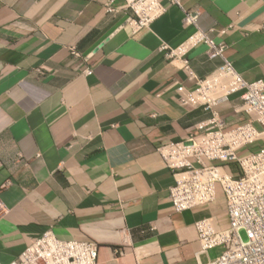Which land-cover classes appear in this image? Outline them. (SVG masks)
I'll use <instances>...</instances> for the list:
<instances>
[{
  "label": "crops",
  "instance_id": "obj_1",
  "mask_svg": "<svg viewBox=\"0 0 264 264\" xmlns=\"http://www.w3.org/2000/svg\"><path fill=\"white\" fill-rule=\"evenodd\" d=\"M181 3L136 31L129 0H0V264L50 230L96 241L98 264L209 262L196 222L228 225L225 195L177 211L158 147L211 114L182 105L178 87L196 80L163 45L186 43L198 29L187 11H199L238 72L264 79V0ZM208 48L187 54L202 79L224 63Z\"/></svg>",
  "mask_w": 264,
  "mask_h": 264
},
{
  "label": "built area",
  "instance_id": "obj_2",
  "mask_svg": "<svg viewBox=\"0 0 264 264\" xmlns=\"http://www.w3.org/2000/svg\"><path fill=\"white\" fill-rule=\"evenodd\" d=\"M168 3L182 4L181 0H129L134 12L130 25L136 31L149 26L168 11ZM199 18V11H187L186 23L196 25L197 31L179 47L163 45L167 58L183 59L185 70L196 80L195 88L184 84L178 87L182 105L211 113L210 118L192 127L186 139L164 141L158 147L175 177L170 197L176 210L182 212L211 205L223 192L228 225L217 216L196 222L202 253L225 248L206 264H264V79L247 81L227 56L229 43L217 41L202 29ZM233 28H223L218 34L225 36ZM202 42L208 44L210 57L224 61L204 79L195 75L186 58ZM72 52L81 57L78 49ZM86 72L91 74L93 70ZM255 146L259 147L257 151L249 148ZM242 231L248 239L242 237ZM99 252L96 241L64 240L50 230L35 239L13 264H98ZM116 253L124 251L116 249Z\"/></svg>",
  "mask_w": 264,
  "mask_h": 264
},
{
  "label": "rangeland",
  "instance_id": "obj_3",
  "mask_svg": "<svg viewBox=\"0 0 264 264\" xmlns=\"http://www.w3.org/2000/svg\"><path fill=\"white\" fill-rule=\"evenodd\" d=\"M249 148H251V149L254 150V151H257V150L259 149L258 146H255V147H249ZM249 148L243 150L241 153H245V152H247ZM241 234H242V237H243L244 239H248V236H247L246 231H242ZM224 250H225V248H224L223 246H219V247H216V248H214V249H211V250H210V256H211V258H212V259H217V258L223 253Z\"/></svg>",
  "mask_w": 264,
  "mask_h": 264
},
{
  "label": "clouds",
  "instance_id": "obj_4",
  "mask_svg": "<svg viewBox=\"0 0 264 264\" xmlns=\"http://www.w3.org/2000/svg\"><path fill=\"white\" fill-rule=\"evenodd\" d=\"M73 48H76V47H73ZM73 48H72V49H73ZM76 49H77V48H76ZM208 50H209V48H208ZM78 51H79V50H78ZM190 51H191V50H190ZM190 51H189V52H190ZM80 53H81V52H80ZM72 54H73V52H72ZM208 54H209V53H208ZM81 56H82V55H81ZM74 57H75V56H74ZM76 58H79V57H76ZM186 58H188V56H186ZM216 58H217V57H216ZM188 59H189V58H188ZM169 60H170V59H169ZM177 60H178V59H177ZM181 60H183V59H181ZM170 61H172V60H170ZM174 61H175V60H174ZM189 61H190V60H189ZM183 63H184V61H183ZM190 63H191V61H190ZM191 66H192V65H191ZM87 69H92V68H87ZM87 69H86V70H87ZM184 69H185V68H184ZM92 70H93V69H92ZM86 73H87V72H86ZM87 74H90V73H87ZM233 98L236 100V99H237V96H234ZM198 109H200V108H198ZM202 109H203V108H202ZM207 113H208V112H207ZM209 114H211V113H209ZM209 118H210V117H209ZM206 120H207V119H206ZM200 122H201V121H200ZM190 131H191V130H190ZM233 167L236 169V168H237V165H236V164H233ZM99 247H100V246H99ZM210 250H211V249H210ZM210 250H209V251H210ZM209 251H208V252H209ZM208 252H207V253H208ZM99 253H100V252H99ZM211 259H212V258H211ZM212 260H215V259H212ZM207 263H208V262H207Z\"/></svg>",
  "mask_w": 264,
  "mask_h": 264
}]
</instances>
